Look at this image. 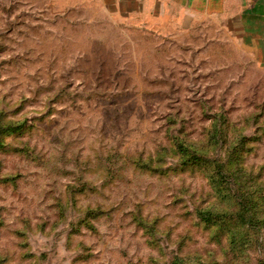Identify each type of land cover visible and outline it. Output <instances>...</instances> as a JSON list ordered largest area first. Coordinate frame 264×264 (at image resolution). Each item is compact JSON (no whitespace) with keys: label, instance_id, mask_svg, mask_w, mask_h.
I'll return each instance as SVG.
<instances>
[{"label":"rangeland","instance_id":"1","mask_svg":"<svg viewBox=\"0 0 264 264\" xmlns=\"http://www.w3.org/2000/svg\"><path fill=\"white\" fill-rule=\"evenodd\" d=\"M67 5L0 0V264H229L193 211L264 184V64L206 23L161 35ZM180 143L227 182L182 168ZM254 228L240 264L264 262Z\"/></svg>","mask_w":264,"mask_h":264},{"label":"crops","instance_id":"2","mask_svg":"<svg viewBox=\"0 0 264 264\" xmlns=\"http://www.w3.org/2000/svg\"><path fill=\"white\" fill-rule=\"evenodd\" d=\"M85 24L112 22L150 33L182 34L218 27L256 64H264V0H65ZM71 3V4H70ZM79 4V5H78Z\"/></svg>","mask_w":264,"mask_h":264},{"label":"trees","instance_id":"3","mask_svg":"<svg viewBox=\"0 0 264 264\" xmlns=\"http://www.w3.org/2000/svg\"><path fill=\"white\" fill-rule=\"evenodd\" d=\"M3 125H0V128ZM4 127V126H3ZM18 127V125H17ZM19 129H21L19 127ZM175 152L179 158V165L183 168L188 166L190 169L195 167L204 168L213 182V188H218L221 183L227 182L223 176L224 164L217 162L215 159H203L200 156H196L195 153L190 151L188 148L183 146V144H175ZM256 177L248 178L250 183V188L244 186V194L239 195L235 192L230 197L233 205L235 206V211L233 214L224 213L219 215L215 210L214 205L206 207H196L194 209V216L205 228H212L213 226L219 227L220 232L223 234L224 247L223 254H226V259L230 257L229 264H240L241 254L244 249L247 248V242L249 234L248 231L254 230V224L257 223V229L264 228V184L260 183ZM229 183H226V185ZM246 184V183H245ZM218 189V192L219 193ZM230 214V215H229ZM231 220L234 222L235 227H239L240 231H234L233 229H228L227 226H223L225 222ZM258 224H260L258 226ZM221 225V226H220ZM240 232V234H239ZM242 233V234H241ZM220 237H216L215 241L221 242ZM238 250V253L236 252ZM240 254V255H239ZM239 255V256H238ZM196 259V257H195ZM193 264L194 259H190ZM187 259L174 257L169 264H191ZM195 264H204L203 262H197ZM258 264H264V262H259Z\"/></svg>","mask_w":264,"mask_h":264}]
</instances>
